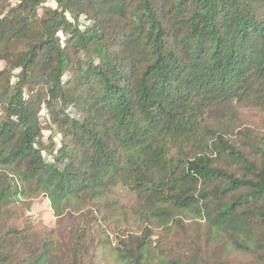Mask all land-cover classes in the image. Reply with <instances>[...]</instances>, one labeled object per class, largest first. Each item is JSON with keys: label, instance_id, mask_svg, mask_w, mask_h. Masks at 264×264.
Returning <instances> with one entry per match:
<instances>
[{"label": "trees", "instance_id": "obj_1", "mask_svg": "<svg viewBox=\"0 0 264 264\" xmlns=\"http://www.w3.org/2000/svg\"><path fill=\"white\" fill-rule=\"evenodd\" d=\"M0 64V264H264V0H0Z\"/></svg>", "mask_w": 264, "mask_h": 264}, {"label": "rangeland", "instance_id": "obj_2", "mask_svg": "<svg viewBox=\"0 0 264 264\" xmlns=\"http://www.w3.org/2000/svg\"><path fill=\"white\" fill-rule=\"evenodd\" d=\"M118 194H120V192H118ZM28 214L34 220L44 223L49 227H53L54 225L55 220L50 209L49 201L43 196H39L33 201V205Z\"/></svg>", "mask_w": 264, "mask_h": 264}]
</instances>
